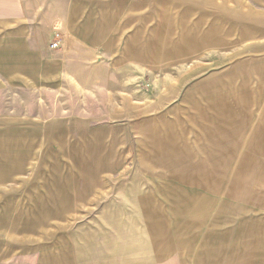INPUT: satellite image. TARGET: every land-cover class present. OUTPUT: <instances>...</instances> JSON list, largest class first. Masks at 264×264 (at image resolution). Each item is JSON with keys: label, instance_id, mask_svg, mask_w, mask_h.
I'll return each instance as SVG.
<instances>
[{"label": "rangeland", "instance_id": "rangeland-1", "mask_svg": "<svg viewBox=\"0 0 264 264\" xmlns=\"http://www.w3.org/2000/svg\"><path fill=\"white\" fill-rule=\"evenodd\" d=\"M145 1L143 41L107 55L64 57L53 32L0 21V264L25 228L95 229L98 259L118 262L154 233L193 263L264 206V0ZM65 194L82 201L45 199Z\"/></svg>", "mask_w": 264, "mask_h": 264}, {"label": "crops", "instance_id": "crops-1", "mask_svg": "<svg viewBox=\"0 0 264 264\" xmlns=\"http://www.w3.org/2000/svg\"><path fill=\"white\" fill-rule=\"evenodd\" d=\"M171 1L173 4L185 1L192 7L191 11L200 9V12L205 11L210 3L207 0L204 1L207 5L203 1L194 0ZM153 2L157 4L158 1ZM199 3H202V6ZM223 5L224 3L213 5L219 15L216 16L214 24L218 31H223L221 34L229 36L232 32L224 29V16L230 12L226 11ZM49 8L56 10L55 13L49 16L44 15L43 10L48 11ZM145 9V0H0V18L4 19L0 21L8 20L9 22L4 25L9 26L10 31L15 30V33L17 30H22V25L30 26L27 32L31 33L45 30L47 33L53 32L55 35L53 41L58 43L57 49L60 50L59 52L62 51L64 57L67 52L76 50L80 52V48L88 49V55H94V50L104 49L107 55L108 51L115 47L113 43L117 42L118 45L124 35L130 34L132 40L143 41L146 24ZM28 10H32L31 16ZM33 10L39 11L36 17L32 15ZM235 26L239 28L238 24ZM237 31L241 32L242 37L250 34L249 29L243 28L241 31L239 28ZM143 47V42L135 46L136 49ZM200 47L202 48L197 46V48ZM190 49L192 52L195 48L190 46ZM45 199L47 201H82L80 196L76 198L68 194L54 199L49 197ZM252 201L250 197V204L253 205ZM262 207H250L247 214L248 221L238 226L234 224L231 236L227 238L222 236L221 240L212 246H209L208 242L202 244L199 261L193 263L183 259L182 257L186 256L181 253L169 250L163 254L160 249L161 242L155 239L154 233L150 242L147 241L149 249L145 246L143 254L140 253L142 255L135 261L129 262L128 258L127 260L122 258L118 262L119 260L98 259L95 229L92 232L88 231L86 240L81 239L80 235L78 239L72 240L69 235L73 231L68 232L62 229L61 239L56 240V237L49 239L39 235L41 231L36 232L32 228L25 227L23 235L10 236L8 259L10 264H264V208ZM15 216L18 215L15 214ZM161 253L164 258L161 257Z\"/></svg>", "mask_w": 264, "mask_h": 264}, {"label": "built area", "instance_id": "built-area-1", "mask_svg": "<svg viewBox=\"0 0 264 264\" xmlns=\"http://www.w3.org/2000/svg\"><path fill=\"white\" fill-rule=\"evenodd\" d=\"M50 48L53 49V50L57 49L58 48V43L54 41L53 43H51Z\"/></svg>", "mask_w": 264, "mask_h": 264}, {"label": "bare ground", "instance_id": "bare-ground-1", "mask_svg": "<svg viewBox=\"0 0 264 264\" xmlns=\"http://www.w3.org/2000/svg\"><path fill=\"white\" fill-rule=\"evenodd\" d=\"M214 31V30H213ZM206 34V33H205ZM208 34V33H207ZM214 34V33H213ZM208 36V35H207ZM208 38V37H207ZM210 39V38H209ZM212 39H213V37H212ZM197 47V46H196ZM194 50V49H193Z\"/></svg>", "mask_w": 264, "mask_h": 264}]
</instances>
